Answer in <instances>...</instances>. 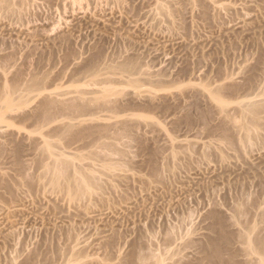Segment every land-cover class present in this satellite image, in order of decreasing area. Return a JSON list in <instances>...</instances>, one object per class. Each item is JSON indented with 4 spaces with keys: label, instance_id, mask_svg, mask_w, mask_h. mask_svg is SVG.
I'll use <instances>...</instances> for the list:
<instances>
[{
    "label": "rangeland",
    "instance_id": "1",
    "mask_svg": "<svg viewBox=\"0 0 264 264\" xmlns=\"http://www.w3.org/2000/svg\"><path fill=\"white\" fill-rule=\"evenodd\" d=\"M5 9L0 264H217L210 251L224 234L220 264H244L243 231L264 217V0H14ZM132 59L139 70L125 71ZM32 79L42 82L27 95ZM107 89L116 107H60L43 124L29 116L47 94L67 104ZM251 98L263 122L243 140L238 103ZM79 120L108 136L58 139L62 123ZM45 138L91 167V190L53 187Z\"/></svg>",
    "mask_w": 264,
    "mask_h": 264
},
{
    "label": "bare ground",
    "instance_id": "2",
    "mask_svg": "<svg viewBox=\"0 0 264 264\" xmlns=\"http://www.w3.org/2000/svg\"><path fill=\"white\" fill-rule=\"evenodd\" d=\"M13 1L14 0H12V1L11 0H0V8H2L0 10H3L5 8L6 9L10 8ZM102 2H103V0H102ZM96 61H97V56L94 57L93 59H91L90 61H88L89 62L88 63L89 68L93 69V68L97 67V64L96 63L98 61L97 62ZM121 66L124 67L123 69L125 71H128V72H134L138 68H140L138 62L136 60H133V59L130 60V61L128 60L126 63L124 62V64H122ZM41 82L42 81L39 80V79H32L29 83H27V85L25 87V92L28 93L27 95H29L31 93L33 94V91L37 90V88L39 87V85L41 84ZM132 83L133 84H137V80H135V79L132 80ZM2 90L4 92L5 90H7V88L6 87H3ZM114 92L115 91L112 90V89H107V90L104 91V94L102 96L96 97L94 99L82 98L81 95H80L79 97H81V98L77 97V100L74 98L75 101L73 100V101H71L70 103H67V104L66 103L64 104V103L58 101V99L54 98V95L52 96V94L51 95L50 94H47V95L44 96V98H42L43 100L38 105V107L36 109V112L34 111L35 113L32 114V111H31V113H30L31 115H29V116L32 117V118H34L35 120H38V122L40 120L41 123L43 121L44 122H46V121L49 122L50 119L53 120L52 118H54L53 115L55 113V110L58 109V108H60V107L61 108L63 107L64 110L66 109V111L69 110L70 114L72 115V113H77V111H79V109H81V112L82 111L91 110L95 106V104L92 105L93 102H96L97 105H104V106L105 105H109L110 103L112 104L114 101L112 102L110 97H111V95ZM7 93L8 92L5 91L2 94V97L4 99L6 98L7 100H9V102L11 104V102H13L14 99H11L9 96H7ZM209 94H210L211 98L214 99L219 104V106L222 109L225 110L229 106V101H226L219 92L210 91ZM27 95H26V97H27ZM23 96H25V95H23ZM23 96L22 95L20 97L17 96L20 99L19 98H16V99H19V101H21L23 103V101L28 100V99L24 100L26 97L23 98ZM253 99L254 98H251V99H248L250 101L247 100V102L246 101L245 102L242 101V103L241 102L238 103V105H240V109L242 110V111H240V114L242 112L243 113V114H241V115H243L242 118L244 117L243 120H242L243 124H241L242 123L241 121H240L241 123L240 122L238 123V124H241L240 127H242V129H243V133H244L243 135L249 134L254 129L259 128L261 126V122H263V118H261L262 116H259L260 115L259 113L261 111L258 112L260 110V107L259 106H260L261 102H258L260 100H258V101L256 100L259 103L258 104L256 101H254L255 99L254 100ZM7 100H4V101H7ZM28 101H30V100H28ZM24 104H25V102H24ZM113 106L116 107V105H113ZM260 118L262 119V121H261ZM1 119L2 118L0 117V120ZM3 120H1V121L3 122ZM88 125L85 124V122H83L81 120H79V122L78 121H76V122L65 121L64 123L61 124V126L59 128H57L58 129V132H60V134H61V135L58 134L59 135V138L58 139H60V137L64 136V139L66 137H68V139L70 138L72 140V142H73V140H77V139H81L82 140V138H85L87 136L94 135V134H97V135H101L102 134V135H104L103 133H106V132L108 133L109 132L108 129H110V128H107L106 126L103 127L102 124H101V126L100 125H94V126L93 125L92 126L90 125V126H88ZM124 125H123V122H122V126H124ZM125 127L128 129L127 126H125ZM0 128H1V125H0ZM119 128L120 127H118V129ZM57 129H55V131H57ZM0 131H1V129H0ZM107 133L105 135H107ZM254 135H256V134H254ZM246 136L247 137L245 139H243V140H246L249 137L248 135H246ZM58 139H56V140H58ZM64 139H62V140H64ZM70 139L68 141H70ZM41 140H43V139H41ZM56 140H54V139L52 140L50 138L49 139L48 138H45L43 140V142L40 141L42 143V145L40 144V148H39L40 149V152L42 154L41 157H45L46 156V158L49 157L52 160L50 163H44L43 162L44 159L40 157L41 162L43 163L44 174L46 173V176L48 175V177L51 176V179L50 178L49 179L54 184L50 180H47V181L51 182L53 184V187L54 186H57V187L60 186V189H62V190L65 189V191H67L68 192V195L71 196V197L72 196L74 197V196H76L78 194L80 195V193L83 192V191H85V190H88V191L91 190V188L94 187L93 185H95L93 183L96 181V179L98 180L96 173L91 170V167L89 169H87V171H86V168L85 169H82V166L83 165L81 167H78V164L76 163L77 161L75 162V160H77V158L80 159L81 158L80 156L77 155L78 157H76V159H73L75 157L72 156L73 158L71 159V158H69L68 155H66L67 153H65V151H61V153L59 152V149H56V150H58V151H56L55 150L56 145L61 144L60 141H59V143H57L58 141L56 142ZM103 145L106 146L104 148H107V147L109 148V149L107 148V151H108V150H111L112 149L111 147H113L114 142L113 141H110V142L105 143ZM99 148H101V147H99ZM113 150H114V148H113ZM116 150H117V148H116ZM73 151H75V150H73ZM37 153H39V152H37ZM75 156H76V154H75ZM47 160L45 159V161H47ZM49 161H47V162H49ZM112 164H110V165H112ZM108 166H109V164H108ZM108 166L106 165L107 169H108ZM83 168H84V166H83ZM94 168H96V167H93V170H94ZM88 170H90V171H88ZM99 170H100V168H99ZM40 177H41V175H40ZM41 179H42V181L44 180L43 178H41ZM63 181H65L66 184L64 182L65 187L62 188L61 186L64 185L63 184ZM43 182H45V181H43ZM263 218L264 217L262 216V219H261L262 222L260 221L261 223H259V225L257 224L258 226L254 224V225L249 226L247 229H245L243 231L242 238H243V240L247 241V243H248V245L246 247V260L244 261V264H264V220H263ZM217 220L221 224V222H222L221 221V218L220 217H217ZM227 239H228V235L227 234H224L221 237V239H217V240L213 241V243H212V250L210 251V253H211V255L213 257H215L217 264H220L221 263L220 260H221L222 254H223L222 253V249L223 248L220 247V246L222 245L223 242H226ZM77 257L74 258V259H77ZM136 257H135V259L133 258L132 261L129 260V261H131V263L130 262L129 263L130 264H139V262H140V264L143 263L141 261L138 262V260H137V259H140L141 257L140 258H137V259H136ZM74 259H72V261ZM141 260H142V258H141ZM29 261H27L26 263L24 262V263L25 264H30ZM227 264H232V261H229Z\"/></svg>",
    "mask_w": 264,
    "mask_h": 264
}]
</instances>
